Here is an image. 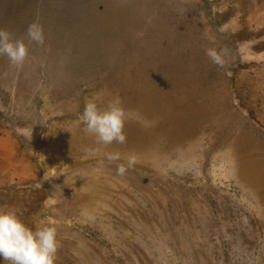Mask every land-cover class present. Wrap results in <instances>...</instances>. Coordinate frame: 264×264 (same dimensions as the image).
Instances as JSON below:
<instances>
[{"label": "rangeland", "instance_id": "rangeland-1", "mask_svg": "<svg viewBox=\"0 0 264 264\" xmlns=\"http://www.w3.org/2000/svg\"><path fill=\"white\" fill-rule=\"evenodd\" d=\"M0 28L29 49L0 56V211L56 226L57 264H264V0H0Z\"/></svg>", "mask_w": 264, "mask_h": 264}, {"label": "clouds", "instance_id": "clouds-1", "mask_svg": "<svg viewBox=\"0 0 264 264\" xmlns=\"http://www.w3.org/2000/svg\"><path fill=\"white\" fill-rule=\"evenodd\" d=\"M27 38L30 42L43 46L45 44L44 30L38 22H32L27 28ZM209 60L223 67L226 63L224 50L216 47L205 49ZM0 56L8 58L10 64L22 67L28 59L29 49L23 39H14L11 32L0 28ZM99 97L86 102L79 119L84 124V131L95 137V142L102 145L113 143L124 144L127 140L124 131L128 118L121 99L114 97L106 107L98 103ZM109 161H119V152L107 154ZM138 162L135 154L126 158V164H118L116 174L123 176ZM60 241L57 227L43 225L30 227L15 211H0V264H57Z\"/></svg>", "mask_w": 264, "mask_h": 264}, {"label": "crops", "instance_id": "crops-1", "mask_svg": "<svg viewBox=\"0 0 264 264\" xmlns=\"http://www.w3.org/2000/svg\"><path fill=\"white\" fill-rule=\"evenodd\" d=\"M0 140H3V137H0Z\"/></svg>", "mask_w": 264, "mask_h": 264}]
</instances>
